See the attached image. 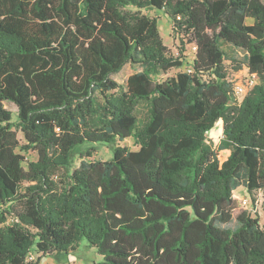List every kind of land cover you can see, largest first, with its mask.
I'll return each mask as SVG.
<instances>
[{"label":"trees","instance_id":"16d2710c","mask_svg":"<svg viewBox=\"0 0 264 264\" xmlns=\"http://www.w3.org/2000/svg\"><path fill=\"white\" fill-rule=\"evenodd\" d=\"M155 9L196 47L191 72L163 82L185 56L144 13ZM223 44L257 76L244 99ZM128 64L143 71L122 86ZM129 138L137 151L118 145ZM96 144L112 159L91 160ZM241 188L252 206L264 194V0H0V264L82 240L97 264H264V224L237 204Z\"/></svg>","mask_w":264,"mask_h":264},{"label":"rangeland","instance_id":"374dc122","mask_svg":"<svg viewBox=\"0 0 264 264\" xmlns=\"http://www.w3.org/2000/svg\"><path fill=\"white\" fill-rule=\"evenodd\" d=\"M144 13L149 14L151 17L156 18L158 21V28L160 35L164 41V44L168 47L170 53L178 57L180 53L182 52L181 49L184 50V61L185 64L183 68L181 69H173L169 71L166 74H161L158 76H155L154 79L159 82L166 81L168 79H171L173 77H176V75L181 71H190L192 70V64L194 61V54L196 47L193 44H185V39L181 35L175 34L173 31V25L171 19L164 13L162 10H146ZM184 40V42H183ZM224 49L227 52V59L225 60L226 69L228 72L229 79L232 80L234 83L242 84L246 81V78L248 76V70L246 66L243 64L244 62V54L240 53L239 51H236L232 47H229L227 44H223ZM236 60V61H235ZM240 62L242 64L240 65ZM143 71V67L139 65H126L123 70L114 75L113 79L117 81L120 85L126 86L128 79L133 74ZM208 77V74L205 75V78ZM250 91V89H246L245 92H243L242 97L244 98L246 94ZM5 108L11 111L14 115V120H17V111L18 108L15 104L10 102L4 103ZM138 116L141 119H144L146 117V109L145 107L141 106L138 111ZM18 137L21 141L22 145L26 144V141L24 139L23 133L18 130ZM209 137L211 138L214 146H219L221 139L223 138V128L221 123H217L215 129L210 133ZM118 145L121 147H127L128 149L132 151H137L139 147L135 144L134 140L132 138L126 139L125 141L118 142ZM96 152L93 154L91 160H101V161H107L112 159L113 157V150L110 146L106 144H96L95 145ZM19 151V150H18ZM23 155H25L26 159L28 161H35L37 159V152L36 151H29V152H21ZM226 153H222L221 157L225 158ZM80 164V155L79 153H76V159L74 163V167H77ZM58 177H56L57 184L61 185L62 181L64 182L65 179V171L60 170L57 173ZM235 195L239 198L241 197H249L252 198L248 192L241 188L237 191H235ZM238 204V200H237ZM241 208L238 206L237 211L234 213V219L231 223L227 225H221L222 227L226 228H232L234 229L237 226L236 221V215L238 211ZM245 209H248L251 211L252 216L260 218V221L262 224H264V194L258 193L255 195V201L254 205L252 206V203ZM33 255L35 258L40 257V263L41 264H97L100 261L103 260L102 255L98 253L96 248H90L88 246V243L86 240H82L77 248L76 251L72 252L71 254H48V255H42L37 254L36 252H33Z\"/></svg>","mask_w":264,"mask_h":264},{"label":"built area","instance_id":"2783aa9c","mask_svg":"<svg viewBox=\"0 0 264 264\" xmlns=\"http://www.w3.org/2000/svg\"><path fill=\"white\" fill-rule=\"evenodd\" d=\"M189 72H191V70ZM257 82H258L257 76L252 75L248 72V76H247L246 81L244 83L239 84V83L233 82L234 91H235L236 96L240 99H244L254 89V87L257 85ZM246 89H250V91L243 98L242 94H243V92H245ZM235 198L238 200L239 206L243 209L247 208L252 203V199H250L249 197L239 198L235 195Z\"/></svg>","mask_w":264,"mask_h":264}]
</instances>
